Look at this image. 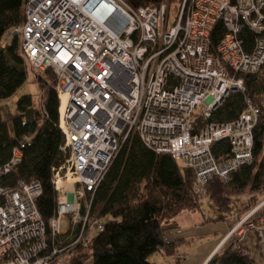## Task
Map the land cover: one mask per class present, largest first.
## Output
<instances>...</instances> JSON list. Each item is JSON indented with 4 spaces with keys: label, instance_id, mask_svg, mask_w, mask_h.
<instances>
[{
    "label": "built area",
    "instance_id": "obj_1",
    "mask_svg": "<svg viewBox=\"0 0 264 264\" xmlns=\"http://www.w3.org/2000/svg\"><path fill=\"white\" fill-rule=\"evenodd\" d=\"M217 22L224 30L212 50ZM244 28L254 34L251 43ZM16 35L31 67L51 69L56 79L63 162L52 169L56 211L47 226L59 239L48 248L37 181L1 183L20 162L14 149L0 169V264H66L86 234L101 232L102 220L90 213L92 195L129 137L190 169L200 197L211 178L227 181L251 163L258 106L247 99L228 122L198 125L197 118L209 120L230 92H244L241 75L263 65L264 0H26L22 22L5 40ZM220 142L229 151L215 157ZM255 211L227 238L237 243L256 229L261 240L264 218Z\"/></svg>",
    "mask_w": 264,
    "mask_h": 264
},
{
    "label": "trees",
    "instance_id": "obj_2",
    "mask_svg": "<svg viewBox=\"0 0 264 264\" xmlns=\"http://www.w3.org/2000/svg\"><path fill=\"white\" fill-rule=\"evenodd\" d=\"M160 1L138 0V5ZM25 3L26 0H0V99L12 96L27 77L28 65L20 51V38L16 35L10 42L5 40L7 31L22 22ZM223 30L220 22L214 25L210 34L212 50ZM242 35L248 43L254 39L247 28ZM241 76L244 92H230L209 120L197 118L198 125L231 121L245 109L247 99L259 108L253 128L251 163L232 172L227 181L215 176L204 186V195L222 213L230 211L232 197L264 190V63L256 73ZM36 83L41 93L39 122L34 118L29 94L16 101L19 115L12 118L11 133L0 114V169L10 161L14 149L21 155L19 164L1 177V183L10 187L20 180L39 183L41 192L35 205L45 226L47 246L51 248L59 239L47 226L56 211L51 177L52 169L63 162V135L58 127V98L52 70L36 72ZM228 151L226 142L212 148L215 157ZM193 181V172L172 155L155 153L135 135L127 138L92 195L90 213L102 220L103 230L86 234L84 243L71 252L66 264H83L89 256L91 264H153L148 257L156 251L173 255L187 242L182 238L168 240L165 233L174 228L172 224L179 213L195 212L200 207L201 197L195 192ZM243 249L230 243L206 264H255Z\"/></svg>",
    "mask_w": 264,
    "mask_h": 264
},
{
    "label": "crops",
    "instance_id": "obj_3",
    "mask_svg": "<svg viewBox=\"0 0 264 264\" xmlns=\"http://www.w3.org/2000/svg\"><path fill=\"white\" fill-rule=\"evenodd\" d=\"M243 195L247 196V198H239L238 203L248 202V206L246 208L244 206L242 211L233 212L231 210V205L234 201V197H232L230 211L216 215L213 218H207L200 207L195 212L185 210L179 213L174 218V223L172 224L174 228L168 230L165 233V237L168 240L182 238L187 243L177 248L173 255L167 256L161 251H156L148 257V260L153 264H206L212 255L220 253L224 247L233 243V237L227 238V235L238 220L258 206L259 208L256 209L255 214L263 216L264 190ZM211 220H218L220 225L218 230H216L215 226H207L208 221ZM175 229H179L178 232H175ZM200 229H203V231ZM213 233H217L218 236L210 241L207 240L208 246H205L197 255L192 253L199 242H204L205 239L211 238ZM258 238L256 229H247L243 232L237 244L244 248L243 250L247 252L255 264H264V237L261 240Z\"/></svg>",
    "mask_w": 264,
    "mask_h": 264
},
{
    "label": "rangeland",
    "instance_id": "obj_4",
    "mask_svg": "<svg viewBox=\"0 0 264 264\" xmlns=\"http://www.w3.org/2000/svg\"><path fill=\"white\" fill-rule=\"evenodd\" d=\"M28 65V73L25 82L16 90V92L6 98V99H0V114L3 118V120L6 122L8 131L12 132V118L19 115L16 110V101L19 96L24 94H29L32 101V109L34 112V118L37 122L41 120L42 111H41V93L38 88V85L36 83V71L31 67V65L27 62ZM120 149V148H119ZM239 198H247V196L244 195H238L234 196V201L231 205V210L233 212L236 211H242L243 207L245 208L248 206V202H239ZM200 208L203 212V214L208 218H213L216 215H220L222 212H219L213 202L207 198L205 195L200 198ZM256 207V209H258ZM209 227L215 226L216 230L219 228L218 220H211L207 223ZM214 224V225H213ZM67 226V220L62 219L59 221V228L61 231L66 230ZM203 231V229H200ZM90 235H93V230H91ZM212 237L209 239H205L204 242H197L196 249L192 252L197 255L198 252H200L205 246L207 245V240L210 241L212 238H216L218 236L217 233H213L211 235ZM195 248V247H194ZM198 248V249H197ZM191 253V254H192ZM83 264H91V257L89 256L88 259L85 260Z\"/></svg>",
    "mask_w": 264,
    "mask_h": 264
},
{
    "label": "water",
    "instance_id": "obj_5",
    "mask_svg": "<svg viewBox=\"0 0 264 264\" xmlns=\"http://www.w3.org/2000/svg\"><path fill=\"white\" fill-rule=\"evenodd\" d=\"M130 2H131L132 4H134V5L137 4V0H130Z\"/></svg>",
    "mask_w": 264,
    "mask_h": 264
}]
</instances>
